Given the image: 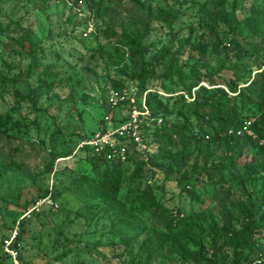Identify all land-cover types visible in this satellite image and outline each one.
I'll return each instance as SVG.
<instances>
[{"label":"rangeland","instance_id":"1","mask_svg":"<svg viewBox=\"0 0 264 264\" xmlns=\"http://www.w3.org/2000/svg\"><path fill=\"white\" fill-rule=\"evenodd\" d=\"M179 2L172 27L157 19ZM255 10L264 0H0V264H264V229L253 233L254 256L215 249L253 208L257 220L264 214V141L252 125L240 137L199 134L194 112L196 98L207 101L201 86L264 93V36L245 23ZM125 88L137 107L147 90L175 98L167 108L176 112L164 113L193 139L158 159L157 140L167 136L157 132L163 121H151V150L140 159L147 171L106 196L91 185L102 175L88 153L76 151L109 113L112 92ZM184 177L211 181L195 190ZM147 188L179 211L171 227L136 202ZM47 197L43 213L26 215Z\"/></svg>","mask_w":264,"mask_h":264},{"label":"trees","instance_id":"2","mask_svg":"<svg viewBox=\"0 0 264 264\" xmlns=\"http://www.w3.org/2000/svg\"><path fill=\"white\" fill-rule=\"evenodd\" d=\"M180 7L181 4L179 2L170 9L167 8L160 10L156 17L157 19L159 18L164 25L172 27L178 16L181 14ZM198 7L202 9L203 12H206L210 18H214L215 12L208 7L207 3L198 4ZM245 23H247L250 30H256L259 28L264 36V11H253L252 15L245 21ZM148 80L149 79L144 77L142 73L135 75V81L139 82L142 90L147 89L149 85ZM229 86L233 92H236L235 88L233 87V83L229 84ZM183 88H185L191 94L189 87L183 86ZM244 90L248 91L250 95L245 96L244 92H240L238 94H229L221 87L209 88L201 86L198 88L199 92L208 94L207 101L205 103H200L197 98L194 101V112L199 118V121L197 122L199 134L208 133L216 136H223L224 134L227 135L226 133H228L233 128H236L235 130H237L246 119L255 117L257 113H260V118H258V121L252 123L251 128L258 140L264 141V93L252 88ZM169 99L172 100L171 98ZM169 99L165 100L157 93H149L147 96V101L151 106L153 114L155 116L161 117L160 115L163 113L161 117L163 118V123L158 128L157 132H159V135L162 134V136H167V138H158L157 142L159 151L154 155L156 158L159 159L160 157L163 160L172 159V147L176 145L178 141L180 144H187L193 139V137H189V135H187L185 124H182L180 121L170 120L168 115H166L167 113H164L166 110H169V114L176 112V108L174 107H170V109L167 108L171 103H173L172 101L175 98L171 102ZM246 106H249L247 110H249L250 113H248L246 118L243 119V109ZM234 135L240 137L235 132ZM69 155L58 156L56 159L68 157ZM88 155L89 156L87 157L90 164L93 166V168L99 170L98 176L102 175L100 181L93 180L91 185H94L98 187V189L104 191L106 196L111 195L115 197L121 192L122 179L126 175L132 178H139L142 177L147 171V162L140 160L139 158L129 163H118L102 160L89 153ZM51 166H53V163ZM101 168H103L102 172L100 171ZM184 179L187 186H191L195 190L196 188L200 187V185L207 184L211 181L209 178L204 177L199 179H188L187 177H184ZM135 199L142 209L151 212L154 219L162 220V222L168 227H171L174 221L173 214L179 212L177 210L172 212L168 210L163 204L156 201L151 188L142 190L140 193H138ZM36 200L32 202V205ZM32 205L27 207L25 212H27L32 207ZM44 209L45 208H42V210L39 212L33 211L30 213V216L40 215L44 212ZM254 210L255 209L253 208V210L249 211L251 221L247 223V225L241 230L232 231L230 234L225 235L223 245L218 248L215 247L217 251L222 252L224 250H231L233 254H238V252L246 250L248 253V255H246L247 258L255 255L258 241L253 238V233L255 231L264 229V214H262L260 219L257 220L256 218L258 216V211ZM26 217L27 216H24L23 219ZM24 222V220L20 222L21 232L16 236L14 243L15 246L17 241H19L22 237V232L24 231ZM262 249L264 250V247Z\"/></svg>","mask_w":264,"mask_h":264},{"label":"built area","instance_id":"3","mask_svg":"<svg viewBox=\"0 0 264 264\" xmlns=\"http://www.w3.org/2000/svg\"><path fill=\"white\" fill-rule=\"evenodd\" d=\"M145 91L141 106L135 105V99L127 88L119 92H112L110 100V109L98 124V129L86 139L78 144L77 151H85L102 160L118 163H129L149 154L151 147L146 132L147 126L151 121H157L161 124L163 119L155 117L147 105V94ZM126 102H130L129 111L126 114L121 113L119 109ZM252 121H246L245 125L237 130H231L237 135H244L249 131ZM53 204L50 198L37 199L32 207L26 212H39L44 205ZM25 215V216H26Z\"/></svg>","mask_w":264,"mask_h":264}]
</instances>
